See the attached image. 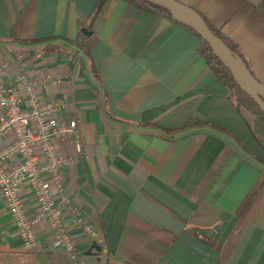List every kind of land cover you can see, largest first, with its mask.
<instances>
[{"label": "crops", "instance_id": "crops-1", "mask_svg": "<svg viewBox=\"0 0 264 264\" xmlns=\"http://www.w3.org/2000/svg\"><path fill=\"white\" fill-rule=\"evenodd\" d=\"M177 1L233 41L264 83L259 0ZM96 2L0 0L6 80L15 83L17 56L29 76L58 77L40 97L60 102L58 116L77 123L81 151L63 142L75 157L60 167L61 179L102 237L95 249L71 228L79 257L264 264V150L200 54L197 33L129 0H105L89 23ZM83 29L92 33L88 53L76 44ZM188 121L206 123L183 127ZM23 203L34 212L30 192ZM36 239V249H23L0 195V264H69L62 250L47 249L45 225Z\"/></svg>", "mask_w": 264, "mask_h": 264}, {"label": "built area", "instance_id": "built-area-1", "mask_svg": "<svg viewBox=\"0 0 264 264\" xmlns=\"http://www.w3.org/2000/svg\"><path fill=\"white\" fill-rule=\"evenodd\" d=\"M14 62L18 72L15 83H11L6 80L10 78L8 61H0V195L4 208L23 249L37 248L36 234L43 224L49 231L47 249L62 250L69 264H85L70 229H78L97 244L102 237L72 206L60 174V167L71 164L75 157L62 150L63 142L74 145L76 156L81 151L76 120L61 119L57 114L61 103L40 97L42 88L57 82L58 77L50 73L31 77L20 56ZM25 191L34 197L31 214L23 203ZM66 216L69 224L65 223Z\"/></svg>", "mask_w": 264, "mask_h": 264}, {"label": "trees", "instance_id": "trees-1", "mask_svg": "<svg viewBox=\"0 0 264 264\" xmlns=\"http://www.w3.org/2000/svg\"><path fill=\"white\" fill-rule=\"evenodd\" d=\"M105 0H97L96 5L90 15L89 23L95 18L99 10L101 9L103 3ZM130 2L136 3L138 5H141L153 12H156L168 19H171L172 21L181 24L175 20H173L170 17L169 12L157 5H154L152 3L140 1V0H129ZM256 6L264 12V0H259L256 4ZM201 16V15H200ZM202 17V16H201ZM203 20L208 25L209 29L217 36L219 37L232 51V53L238 55L244 62L247 69L252 73L250 66L239 50L238 46L228 39L218 28L213 27L204 17H202ZM186 26V25H184ZM89 27V24H88ZM188 27V26H186ZM189 28V27H188ZM89 31V30H88ZM198 35V34H197ZM200 38V47L199 52L206 60V63L208 66L212 69V71L220 78V80L223 82V84L229 89V97L233 104L235 105L236 109L239 113L243 116L246 123L248 124L250 131L252 132L254 138L257 140V142L260 144V146L264 150V113L260 110L258 105L255 103V101L247 95L244 91H242L238 85L234 82L230 72L226 69V67L221 63V61L212 53V51L209 48V45L198 35ZM93 42L92 39V33L84 34L80 32L79 37L76 41V44L78 47L83 48V50L88 53L90 44ZM253 74V73H252ZM254 76V75H253ZM206 123L204 121H188L183 127L191 125V124H201ZM243 147L248 150L244 145ZM249 151V150H248ZM262 164L264 165V159H259Z\"/></svg>", "mask_w": 264, "mask_h": 264}, {"label": "water", "instance_id": "water-1", "mask_svg": "<svg viewBox=\"0 0 264 264\" xmlns=\"http://www.w3.org/2000/svg\"><path fill=\"white\" fill-rule=\"evenodd\" d=\"M152 3L166 9L170 17L192 29L208 45L212 53L230 72L238 87L249 95L260 110L264 113V83L257 80L247 69L243 60L228 48V46L217 37L208 27L200 14L192 7L177 0H140ZM83 32L89 34L86 29ZM92 248L99 249V246L92 242Z\"/></svg>", "mask_w": 264, "mask_h": 264}]
</instances>
